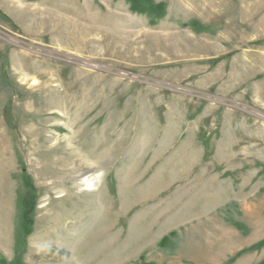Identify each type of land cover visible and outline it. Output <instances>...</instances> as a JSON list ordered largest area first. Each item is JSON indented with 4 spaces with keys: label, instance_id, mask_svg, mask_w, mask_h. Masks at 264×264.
Listing matches in <instances>:
<instances>
[{
    "label": "rangeland",
    "instance_id": "rangeland-1",
    "mask_svg": "<svg viewBox=\"0 0 264 264\" xmlns=\"http://www.w3.org/2000/svg\"><path fill=\"white\" fill-rule=\"evenodd\" d=\"M151 2L0 0L5 264L264 262V0Z\"/></svg>",
    "mask_w": 264,
    "mask_h": 264
},
{
    "label": "trees",
    "instance_id": "trees-1",
    "mask_svg": "<svg viewBox=\"0 0 264 264\" xmlns=\"http://www.w3.org/2000/svg\"><path fill=\"white\" fill-rule=\"evenodd\" d=\"M130 6V10L135 13L139 14H150L156 17H160L163 15L164 7L163 5H154L152 4L151 0H126ZM26 185L31 187L28 181H25ZM31 201L28 202L27 200L24 202L23 214H22V232L24 236H27L31 232V215L33 211V200L32 195H29ZM264 244V240L259 242L256 246H262ZM254 247V246H253ZM0 264H5V261H0ZM14 264H18L14 263ZM261 264H264L262 262Z\"/></svg>",
    "mask_w": 264,
    "mask_h": 264
},
{
    "label": "bare ground",
    "instance_id": "bare-ground-1",
    "mask_svg": "<svg viewBox=\"0 0 264 264\" xmlns=\"http://www.w3.org/2000/svg\"><path fill=\"white\" fill-rule=\"evenodd\" d=\"M83 183H84V186L86 187V190H90V191L92 190L94 185H93V182L91 180H89L88 178L83 179Z\"/></svg>",
    "mask_w": 264,
    "mask_h": 264
}]
</instances>
